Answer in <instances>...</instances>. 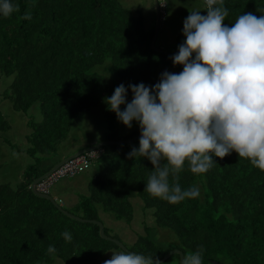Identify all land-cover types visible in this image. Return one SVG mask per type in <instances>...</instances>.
Wrapping results in <instances>:
<instances>
[{
	"label": "trees",
	"instance_id": "trees-1",
	"mask_svg": "<svg viewBox=\"0 0 264 264\" xmlns=\"http://www.w3.org/2000/svg\"><path fill=\"white\" fill-rule=\"evenodd\" d=\"M123 1L11 0L19 10L7 18L0 14V80L13 77L0 99L12 106L11 113L31 111L38 117L28 123L22 118L30 129L25 141L32 159L22 179L16 184L8 176L0 180V264H86L120 249L101 237L98 225L69 218L50 200L34 194L31 186L65 158L92 146L82 138L80 120L101 114L106 118L109 132L101 142L129 140L141 133L138 128L119 134L116 114L104 111V98L117 86H125L131 102L129 85L152 87L163 69L183 70L152 49L156 21L148 28L144 15ZM225 7L229 14L224 24L229 27L241 14L264 15V0H225ZM26 13L31 19H24ZM185 39L182 31L173 45L179 47ZM12 129L0 109V137L10 132L14 144L12 152L0 153V162L19 149L15 145L25 129L21 134ZM134 147L139 148V140L101 148L96 159L100 169L88 194L73 206H59L85 220L102 222L101 216L107 215L131 224L135 203L141 201L142 216L151 210L153 222L145 225L140 220L144 228L135 229L137 245L130 251L162 260L174 248L187 255L202 247L203 264H264V172L236 152L223 159L213 156L215 163L204 174H193L186 163L179 174L181 189L195 186L200 195L173 205L144 191L154 166L147 158L129 159ZM8 174L0 163V179ZM163 230L174 236L170 249L157 243ZM65 231L72 234L71 243L64 240ZM105 233L120 241L106 227ZM50 244L55 255L47 252Z\"/></svg>",
	"mask_w": 264,
	"mask_h": 264
},
{
	"label": "clouds",
	"instance_id": "clouds-1",
	"mask_svg": "<svg viewBox=\"0 0 264 264\" xmlns=\"http://www.w3.org/2000/svg\"><path fill=\"white\" fill-rule=\"evenodd\" d=\"M205 9L207 15L192 10L183 22L186 39L172 57L174 65L183 66L180 73L165 71L152 87L129 85L131 102L123 84L104 98L124 126L139 124V148H132L128 158H147L154 166L144 191L173 205L200 195L195 186L181 189L179 174L186 163L193 174H204L215 163L213 156L223 159L236 152L264 172V15L241 14L229 27L225 0H205ZM18 10L11 0H0L4 17ZM44 195L52 196L50 190ZM62 236L71 243L70 232ZM56 251L54 245L47 248L48 254ZM202 252L200 247L184 255L180 264H203ZM104 264L161 262L122 250Z\"/></svg>",
	"mask_w": 264,
	"mask_h": 264
},
{
	"label": "rangeland",
	"instance_id": "rangeland-1",
	"mask_svg": "<svg viewBox=\"0 0 264 264\" xmlns=\"http://www.w3.org/2000/svg\"><path fill=\"white\" fill-rule=\"evenodd\" d=\"M172 2L170 3V0H166L168 7L165 12V16L161 17V27H160V32L157 38L156 42V47L158 45V49L166 52L165 54H168L169 56H174L175 54H178V48L175 45H173L176 37L183 31V22L185 18L188 16L187 13H190L192 10H199L198 8L196 9V0H192L191 2H186L185 8L186 10H182L180 7L183 5L182 3L184 0H171ZM125 5H129L134 11H137V13L141 12L146 21V26L148 28H151L154 25V20L156 21V26H157V11L155 8V1L154 0H124L123 1ZM187 11V12H185ZM201 11V10H200ZM170 27H166L169 26ZM156 30V27H155ZM167 31V33H166ZM166 33V34H165ZM165 71L169 73H180L178 71H174L170 68H165L162 70L160 75L164 73ZM13 77H5L2 76L0 80V93L3 91H6L9 89V85L12 83ZM125 106V105H124ZM104 111L108 108V106L104 107L102 106ZM12 108V106L8 103L3 102L0 99V109L1 111L5 114L6 118L10 121V123L13 125L12 130H18L19 134L22 133V131L26 128L25 126V120L22 118L27 119V123L29 121H38L37 114L33 116V113L29 111L27 114L24 113H11L9 110ZM124 110V107L121 106V111ZM95 113V112H94ZM97 117V116H96ZM105 117V115H104ZM86 122L80 120L77 127H81L84 132L82 133V138L88 137L89 135L92 134L93 131H96V134L99 133L98 135L94 134L91 136V138L87 141L88 143L93 139H98L100 137H103V135H106L109 132V123L107 122L106 118H103L102 114L98 118L95 117H89L85 119ZM90 124V126H87L86 124ZM116 130L119 132L121 135L125 134H130L134 132L136 129L139 128V124L136 121H133L132 127L129 129L126 126H124L119 120L118 123H116ZM30 131V129L27 130V133ZM89 132V134H88ZM19 134H16V137H20ZM10 132L6 135H3L0 137V153L1 152H12V147L14 146L13 141L10 139ZM9 140L12 144L9 145ZM19 149L13 150V153L8 155V157L4 158V162H0L4 164V168L7 172H9L8 175H3L1 177V181H5V177H7L9 180L12 181L14 184L20 182L22 179V175L24 170L31 164L32 159L30 156L27 155L26 149H27V142L25 141V135L20 138V141L18 144L15 145ZM20 150V151H18ZM3 161V160H2ZM9 162V164H7ZM7 164V165H6ZM100 166L97 165V160H94L91 169L83 172L82 174L78 175L77 177L73 178H64L61 179L59 182H57L51 189L50 193L54 195L55 198H58V195L55 192V188L57 187L56 185L62 181H71L76 180L77 178L84 176V175H89V176H95L96 173L99 171ZM95 173V174H94ZM94 174V175H93ZM21 178V179H19ZM82 182L80 181V184ZM56 186V187H55ZM74 186L79 187V185L76 183L75 185L70 184L68 186H65L66 189H71ZM55 187V188H54ZM82 187H84L82 185ZM88 193L85 190H81L79 192V197L82 195H87ZM66 199L68 200L67 203L71 201V198L74 197L72 195L66 194ZM58 200V199H57ZM140 203V204H139ZM68 206V205H67ZM144 214V209L141 201H138V204L136 205L135 203V209H134V220L131 224L125 223V221H116L112 217H108L107 215H102L101 220L104 224V226L108 229L110 235H114L118 238H120V241L128 248H132L134 245H137V236L138 233H134L135 229L138 231H143V225L138 224L140 220H142V224L145 223V225L150 224L152 225L153 218H151V210H146L145 214L146 216L143 217L142 214ZM138 224V225H137ZM141 235H144V232L141 233ZM172 233L169 232L168 230H163V233L157 234V239H158V244L161 245L165 249H170L171 243L169 241L170 237H172ZM174 237V236H173ZM175 250H178L174 248ZM174 249L170 250L168 254H171ZM122 251L121 249H115L107 252L103 258H99L98 260L92 261L90 263L86 264H104L105 260L111 259L112 253L113 252H119ZM167 254V255H168ZM215 261V260H213ZM61 264V263H58ZM65 264V263H62ZM162 264H180V256L177 254L171 255V257L164 263ZM206 264H212V262L206 263Z\"/></svg>",
	"mask_w": 264,
	"mask_h": 264
},
{
	"label": "water",
	"instance_id": "water-1",
	"mask_svg": "<svg viewBox=\"0 0 264 264\" xmlns=\"http://www.w3.org/2000/svg\"><path fill=\"white\" fill-rule=\"evenodd\" d=\"M156 9H157V26H156V32H155V35H154V38H153V41L151 43V47L152 49L158 51V52H163L162 50L158 49L156 47V40H157V36H158V32H159V28H160V23H161V20H160V12H159V7H158V3L156 1ZM140 135L141 133H139L137 136H135L134 138L132 139H129V140H121V141H104V142H100L92 147H88V148H85L73 155H71L70 157L66 158L65 160L61 161L60 163H58L49 173H47L46 175H44L43 177L35 180L31 186L32 188V191L34 194H36L37 196L39 197H42L44 199H47V200H50L56 207L59 208V210L64 213L65 215H67L69 218H72V219H75L81 223H92V224H96L99 226V229H100V235L103 239L105 240H108L110 242H113L114 244H116L121 250H127L129 252H132L130 251L121 241L117 240V239H114L112 237H109L106 235L105 233V227H104V224L101 222V221H96V220H85V219H82V218H79L71 213H69L68 211H65L62 207H60L58 205V203L56 202V200L50 196V195H44V194H40L37 192L36 190V185L43 179L45 178L46 176H48L52 171H54L55 169H57L58 167H60L62 164H64L65 162L75 158V157H78V156H81L85 153H88V152H91V151H96L98 149H101L107 145H121V144H129V143H134L136 142L137 140L140 139ZM173 254H178L180 256V260L183 258L184 254L182 251L180 250H174L171 254H168L164 259L160 260L161 263H164L166 260H168L171 255ZM212 264H224V263H220V262H217V261H212Z\"/></svg>",
	"mask_w": 264,
	"mask_h": 264
},
{
	"label": "crops",
	"instance_id": "crops-1",
	"mask_svg": "<svg viewBox=\"0 0 264 264\" xmlns=\"http://www.w3.org/2000/svg\"><path fill=\"white\" fill-rule=\"evenodd\" d=\"M192 0H184L183 2H185V3H182L183 5H181V9L184 11V10H186V8H185V4H186V2H191ZM172 1L170 0V3H171ZM196 3H197V5H196V9L198 8L199 10H201L200 11V14L201 15H205L206 13H205V8H204V4H203V1L202 0H196ZM185 12H187V11H185ZM190 13H187V15H189ZM166 27H170V25L169 26H166ZM166 33H167V31H166ZM27 130L28 129H25V131H24V135L26 136L27 135ZM76 131V129L74 128V130H73V132H72V135H76L77 133V131ZM94 132V134L96 133V131H93ZM76 133V134H75ZM99 133H97V135H98ZM91 138V135H89L88 137H85V138H83L86 142L89 140ZM82 139V140H83ZM101 137L100 138H98V139H92L91 141H90V143H91V145L92 146H94V145H96V144H98V143H100L101 142ZM94 144V145H93ZM92 146H89V147H92ZM74 149V148H73ZM79 152V151H78ZM77 153V152H76ZM91 169V168H90ZM89 169V170H90ZM95 174V173H94ZM93 174V175H94ZM92 177H94V176H89V175H84V176H81V177H79V178H77L76 180H73V181H71V179L69 180V181H67V180H65V181H62V182H60V183H58L54 188H55V192H56V194L58 195V198H55L54 197V195H52V193H51V195L54 197V199H58L57 201H58V203H60V201L62 202V203H64L65 204V202H68V200L66 199L67 197H66V194H69V195H72V196H74V197H72L71 198V201L69 202V203H67V204H69V206H73V205H75L76 204V202H77V200H78V197H75V196H77L78 194H79V192L81 191V190H85L86 192H88V185H89V183H90V181H91V179H92ZM19 179H21V178H19ZM74 179V178H73ZM80 181L82 182L81 184H80ZM78 184L79 185V187H76V186H74L73 188H71V189H66L65 188V186H68V185H70V184H73V185H75V184ZM82 185L84 186V187H82ZM79 196V195H78Z\"/></svg>",
	"mask_w": 264,
	"mask_h": 264
},
{
	"label": "built area",
	"instance_id": "built-area-1",
	"mask_svg": "<svg viewBox=\"0 0 264 264\" xmlns=\"http://www.w3.org/2000/svg\"><path fill=\"white\" fill-rule=\"evenodd\" d=\"M99 151H91L77 158L71 159L56 171L52 172L37 187L40 193L48 194L54 184L61 179L74 177L91 168L94 160L99 156Z\"/></svg>",
	"mask_w": 264,
	"mask_h": 264
},
{
	"label": "bare ground",
	"instance_id": "bare-ground-1",
	"mask_svg": "<svg viewBox=\"0 0 264 264\" xmlns=\"http://www.w3.org/2000/svg\"><path fill=\"white\" fill-rule=\"evenodd\" d=\"M155 1V8H156V1H157V3H158V7H159V12H160V20H161V17L163 16H165V12H166V9H167V2H166V0H154ZM156 11H157V9H156ZM160 27H161V23H160ZM155 32H156V30H155ZM159 32H160V28H159ZM159 32H158V35H159ZM154 38V37H153ZM157 38H158V36H157ZM153 41V40H152ZM156 42H157V40H156ZM160 53H166V52H160ZM168 57H171L172 58V56H169L168 54H166ZM178 255V254H177ZM167 256V255H166ZM165 256V257H166ZM164 257V258H165ZM163 258V259H164ZM167 261V260H166ZM165 261V262H166ZM162 264V263H161Z\"/></svg>",
	"mask_w": 264,
	"mask_h": 264
}]
</instances>
